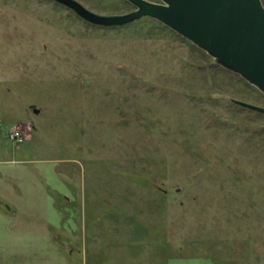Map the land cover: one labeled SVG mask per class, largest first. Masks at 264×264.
<instances>
[{
    "label": "rangeland",
    "instance_id": "374dc122",
    "mask_svg": "<svg viewBox=\"0 0 264 264\" xmlns=\"http://www.w3.org/2000/svg\"><path fill=\"white\" fill-rule=\"evenodd\" d=\"M232 100L264 107L154 19L0 0V264H264V115Z\"/></svg>",
    "mask_w": 264,
    "mask_h": 264
},
{
    "label": "water",
    "instance_id": "95a60500",
    "mask_svg": "<svg viewBox=\"0 0 264 264\" xmlns=\"http://www.w3.org/2000/svg\"><path fill=\"white\" fill-rule=\"evenodd\" d=\"M53 1L101 27H119L144 17L154 19L264 94V6L261 0H159L160 3L126 0L135 10L122 15L97 14L76 0ZM232 101L264 115V107Z\"/></svg>",
    "mask_w": 264,
    "mask_h": 264
},
{
    "label": "built area",
    "instance_id": "2783aa9c",
    "mask_svg": "<svg viewBox=\"0 0 264 264\" xmlns=\"http://www.w3.org/2000/svg\"><path fill=\"white\" fill-rule=\"evenodd\" d=\"M9 137L12 141H18L19 140V132L14 131L13 133L10 134Z\"/></svg>",
    "mask_w": 264,
    "mask_h": 264
},
{
    "label": "crops",
    "instance_id": "0c3cea01",
    "mask_svg": "<svg viewBox=\"0 0 264 264\" xmlns=\"http://www.w3.org/2000/svg\"><path fill=\"white\" fill-rule=\"evenodd\" d=\"M97 250V249H96Z\"/></svg>",
    "mask_w": 264,
    "mask_h": 264
}]
</instances>
